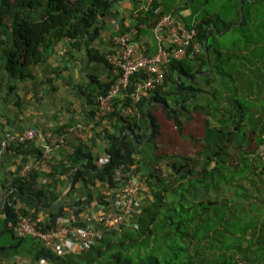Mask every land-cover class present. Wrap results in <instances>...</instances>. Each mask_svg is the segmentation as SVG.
I'll list each match as a JSON object with an SVG mask.
<instances>
[{"label":"trees","instance_id":"obj_1","mask_svg":"<svg viewBox=\"0 0 264 264\" xmlns=\"http://www.w3.org/2000/svg\"><path fill=\"white\" fill-rule=\"evenodd\" d=\"M116 1L0 0V90L13 91L12 83L30 76L61 39L76 45L92 41L101 17ZM130 1L139 7L138 0ZM205 3L213 10H205ZM172 7L166 0H152L137 8L136 37L152 32L160 17L171 13L195 30L201 51L189 46L184 58L171 60L163 84L141 95L136 114L124 115L122 108L132 103L136 84L146 74L130 77L128 96L116 100L110 114L125 125L106 134L104 162L78 146L67 163L47 173L49 182L38 186L17 176L4 187L0 256L31 241L42 247L38 255L53 264H264V157L258 154L264 144V0H184ZM152 48L148 51H155V43ZM142 140L153 145L143 168ZM25 146V152L40 156L33 143L8 150ZM120 165L134 167L147 186L136 226L104 231L89 248L62 255L32 236L14 235L11 225L19 212L31 215L42 231L60 224L64 208L49 212L47 219L39 217L60 196L57 176L65 175L72 186L113 188V169ZM38 175L37 170L31 174L33 183ZM110 200L103 193L90 194L76 205ZM241 202L254 206L251 212L260 211L241 217ZM4 236L15 242L3 243ZM0 264L9 263L0 259Z\"/></svg>","mask_w":264,"mask_h":264},{"label":"crops","instance_id":"obj_2","mask_svg":"<svg viewBox=\"0 0 264 264\" xmlns=\"http://www.w3.org/2000/svg\"><path fill=\"white\" fill-rule=\"evenodd\" d=\"M146 4V0H139L137 7L130 0H117L109 13L101 17L98 35L92 41L83 39L82 43L76 45L73 40L61 39L49 49L45 60L31 69L30 76L18 78L12 83L13 91L8 92L6 87L0 90V136L6 129L21 131L28 126H41L57 132L61 128L65 129L62 132L65 134V144L55 150L49 165L37 170L40 175L35 178V183L28 178L30 184L40 186L49 182L47 173L60 163H67L78 146L91 151L100 162L106 160L103 150L106 134H116L125 123L117 115H112L93 125L94 99L107 88L111 80L105 57L112 49V38L121 30L136 27L139 24L137 8H143ZM139 26L146 30L145 25ZM140 40L147 45L148 50L153 49L155 40L151 30L149 33L143 31ZM139 147L140 165L143 168L149 163L153 145L142 140ZM27 148L8 150L0 155V196L4 187L18 176V169L25 163L23 161L33 158L30 152H25ZM81 162L86 163L87 159ZM57 177L61 183L58 182L55 193H60V196L51 207L42 208L41 219H47L49 212L61 208L68 216L78 200H84L90 194L98 195L106 189L100 184L92 188L82 183L72 186L65 175ZM146 199V191L141 192V205ZM135 220L136 216L131 217L128 226L136 223ZM3 243L9 245L13 241L4 236ZM18 249L17 252L3 251L0 259L9 264H53L38 255L43 252L39 244L26 241Z\"/></svg>","mask_w":264,"mask_h":264},{"label":"built area","instance_id":"obj_3","mask_svg":"<svg viewBox=\"0 0 264 264\" xmlns=\"http://www.w3.org/2000/svg\"><path fill=\"white\" fill-rule=\"evenodd\" d=\"M151 1L146 0V3ZM152 35L156 43L154 52H149L147 45L136 37L135 27L119 32L112 38V49L105 57L111 80L107 89L95 96L92 108L93 125L110 116L115 109L116 100L121 101L128 96L132 75L142 71L146 78L136 84L132 103L122 108L124 115L136 114V102L141 95L163 84L166 66L171 60L184 58L189 46H192L194 52L201 51L200 44L195 42V30L185 26L171 13L160 17L152 28ZM65 140V134L41 126H28L21 131L6 129L0 138V155L17 143H33L39 148L40 156L33 157L18 169L17 175L28 179L34 171L49 165L55 150L63 146ZM258 154L264 157V144L259 147ZM133 170L134 167L126 168L124 165L115 167V186L106 187L103 192L107 200L111 199L110 202L92 201L81 206L75 205L53 230L37 229L31 215L19 212L11 225L14 235L19 238L32 236L62 255L89 248L104 231L121 232L128 226L129 219L140 213L141 192L147 193L146 184ZM7 195V192L2 193V203ZM78 208L80 210L76 214L75 210ZM130 225L134 227L136 223Z\"/></svg>","mask_w":264,"mask_h":264},{"label":"rangeland","instance_id":"obj_4","mask_svg":"<svg viewBox=\"0 0 264 264\" xmlns=\"http://www.w3.org/2000/svg\"><path fill=\"white\" fill-rule=\"evenodd\" d=\"M168 3H171V5L173 4V7H172V9L173 8H175V7H177V5L178 4H182L183 3V1L184 0H166ZM205 10H213V7H211V5L210 4H208V3H205L204 4V7H203ZM204 12V10H201L200 11V13L199 14H202ZM182 14L184 15V16H186L187 14H188V11L186 10V11H183L182 12ZM241 203H243V207H245V212L243 211V212H241V208H242V206H240L239 208H240V210L238 211V215L239 216H241V217H244V218H247V217H249L250 215H252V214H255V213H258L260 210L258 209L257 211H255V212H251V210L252 211H254V206L253 207H248L247 206V204H244V202H241ZM261 205V204H260ZM264 210V209H263ZM263 211H261L260 213H262ZM260 213H259V215H260ZM9 237V236H8ZM14 241V240H13ZM15 242V241H14Z\"/></svg>","mask_w":264,"mask_h":264}]
</instances>
